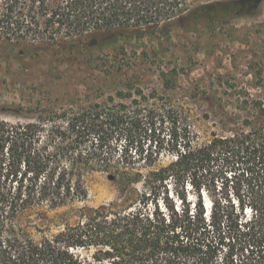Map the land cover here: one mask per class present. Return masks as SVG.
<instances>
[{
	"label": "trees",
	"instance_id": "16d2710c",
	"mask_svg": "<svg viewBox=\"0 0 264 264\" xmlns=\"http://www.w3.org/2000/svg\"><path fill=\"white\" fill-rule=\"evenodd\" d=\"M226 14L206 0H0V49L22 75L45 66L34 74L44 93L77 82L81 64L85 79L126 82L0 117V264H264V103L242 101L237 122L201 140L181 100L132 86L115 65L132 39ZM95 173L123 197L84 205L74 222L49 214L86 201Z\"/></svg>",
	"mask_w": 264,
	"mask_h": 264
},
{
	"label": "rangeland",
	"instance_id": "374dc122",
	"mask_svg": "<svg viewBox=\"0 0 264 264\" xmlns=\"http://www.w3.org/2000/svg\"><path fill=\"white\" fill-rule=\"evenodd\" d=\"M206 1L224 2L227 14L190 27L176 26L169 37L149 36L143 42L132 39L126 55L119 53L115 61L131 78L128 82L132 86H141L145 91L155 88L181 100L201 140L210 138L212 132L222 134L237 122L239 118L234 115H244L242 101L257 98L264 103V0H245L244 6L232 5L233 0ZM0 51V117L8 121L30 116L28 107L35 100L40 99L43 104L57 101L60 105L74 95L93 99L100 94L88 87L101 85L99 92L109 95L126 83L122 76L105 81L85 79L83 75L89 70L81 64L75 67L80 74L77 82L57 83L44 93L48 81H36L34 74L45 66L31 62L32 68L22 75L20 62L8 59L3 49ZM102 62L114 64L109 59ZM162 72L168 86L159 76ZM83 81L84 86L79 83ZM87 186L86 201H76L49 214L59 221L74 222L84 205L95 207L124 195V187L102 173L91 175Z\"/></svg>",
	"mask_w": 264,
	"mask_h": 264
},
{
	"label": "flooded vegetation",
	"instance_id": "af4514ba",
	"mask_svg": "<svg viewBox=\"0 0 264 264\" xmlns=\"http://www.w3.org/2000/svg\"><path fill=\"white\" fill-rule=\"evenodd\" d=\"M231 2L234 3V4L238 3V4H240V6H244L245 5V0H236V1L233 0ZM218 4H221L223 6L224 5V2H221V3H218Z\"/></svg>",
	"mask_w": 264,
	"mask_h": 264
}]
</instances>
